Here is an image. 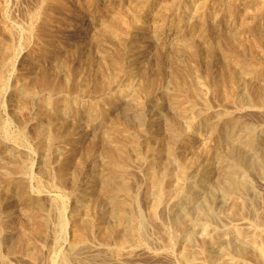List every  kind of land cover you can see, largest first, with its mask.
<instances>
[{"label": "rangeland", "instance_id": "rangeland-1", "mask_svg": "<svg viewBox=\"0 0 264 264\" xmlns=\"http://www.w3.org/2000/svg\"><path fill=\"white\" fill-rule=\"evenodd\" d=\"M64 1H66V4ZM182 1L55 0L54 2V0H0V10H3V13L0 12V70L2 71L0 76V183H4L0 185V198H2L0 200L4 201H0L2 206H0V212H2L0 213V235H2L0 237V264H62L63 262H65V260L66 264H183L181 252L183 251L182 249H185L184 247H186L187 244L185 243V240H183V238L179 236V230L174 231L177 228L173 225L175 217L180 216L185 209L183 207L184 205H182L183 203H180L181 200L175 193H172L173 197H171L172 195L170 194V196L166 195V197L168 198L165 197V208H163L162 205V207L158 209V211L160 210L162 213L160 211V213L157 212L158 216L156 215L157 217L155 219L152 218V214L149 215V213L151 212L148 208H150L152 199L149 177L152 173V170H150L152 168V161H154L155 159L156 161L157 159L160 160L156 163V168L159 172L164 170L165 166L169 167L170 169L172 168L171 170L174 173L179 172V170L182 169L181 167L185 166V161L187 159L195 162L194 168L197 171L203 166L204 161H209L207 163H209L210 166L212 165V171L209 172V175L204 182L198 180L199 177H196V173L193 176L188 177L189 180H183V182L180 180V183H182L185 187H188L187 189L193 192L194 196H198L197 201L194 202V206L197 204L195 210H198V212L203 211V213H205L206 211H212L211 213L214 214V216L210 217V219L206 218L205 216H201V218L199 219V221L202 222L203 220V222L205 221L207 223L202 222L204 224L203 225L200 222L202 226L199 224V226L196 227L195 231L193 232L195 235H193L192 244L194 248L196 247L195 249H197L198 247H202L205 244L204 241L208 243L210 241L211 235L218 237L220 236L219 238L225 241L231 240L229 239L231 238L230 233L226 231H229L228 229L234 226H239V228L243 227L247 231L250 230V232H253V230L256 229V232H254L256 234L260 233L261 236L258 240L264 246V180H262L264 179V174H256L258 173L256 171V168H259L262 164H264V108L262 107V109L254 107V103L256 102L257 97L264 98V0H220L221 2L219 0H186L187 2L184 0ZM129 2H132V4ZM132 5L134 7H137L134 8ZM48 6H50L49 10ZM222 6L225 9L222 8ZM228 12L230 14H228ZM128 13L130 14L128 15ZM3 14L5 15L3 16ZM116 15L122 17L124 16L123 18H125L129 23H127L128 27H124L125 25H123L122 27L117 25H110L113 23L112 17ZM134 19L135 22L133 21ZM102 23L106 25H103ZM11 24L13 25V27H15L13 31L15 33V37L12 33L13 27ZM176 25L180 28H178ZM81 27L85 29V34L84 36L76 38V36H78L79 32L81 31ZM112 29L114 31H112ZM119 33H123L124 35H120ZM138 36L140 37V39ZM74 38L76 39L74 40ZM109 38L111 40L113 39L112 42ZM158 38L159 40H157ZM191 41L195 46V52H193L190 47ZM187 44H189V46H187ZM36 45L38 47H36ZM6 46H9L11 48L10 52H7V50L5 52ZM56 46L59 47L57 48ZM186 46L189 48H187ZM210 48H213V50L215 51L211 52L209 50ZM122 50L125 51L123 52ZM96 51L98 54L96 53ZM99 52H101L102 54ZM159 57L161 59H159ZM10 59L13 62L10 61ZM113 59L117 61H113ZM64 60L65 62H67L65 63ZM243 60L245 63H251L252 65H254L257 72H255L254 74H250L246 71L242 72L241 70L243 69ZM111 63L114 64V66ZM158 63H161V66L157 65ZM6 64H11L12 66L10 65L9 67ZM32 64L35 65L33 66ZM176 65H178L179 67ZM27 67L29 68V70ZM53 68H55L56 70ZM202 69L204 71H202ZM260 69H262V71ZM232 72H241L242 75L240 78L235 79L234 84H232L231 86H227V92L224 89L220 90L218 87L225 86L227 80L226 78H228V76ZM100 73L102 76L100 75ZM119 73H121V75H119ZM129 74H131V76ZM48 75H50L49 78L51 80L48 78ZM114 75H116V79L108 84L106 79ZM143 75L145 76L143 77ZM164 78H166V80ZM253 78L256 80L253 81ZM176 79L180 81L179 86L175 84ZM155 80L157 83L154 85ZM23 81H25L27 84ZM22 82L23 84H21ZM31 82L33 83V85L31 84ZM195 82L196 84H194ZM7 83H9L8 86L10 85V87L6 86ZM14 83L17 85H15ZM131 83L133 85L136 84L135 86L139 85V87L140 85L150 86L152 84V87L150 86L152 93L150 92L151 94H147L143 91L139 94V91H137L135 97V95L133 94L135 93V91L129 90L127 92V95H122L124 89H127L128 85H130ZM243 83H245L246 85ZM24 85L25 87H23ZM2 86L3 89H1ZM26 86L28 88L30 87L29 90H31L29 91ZM193 87L195 88V90ZM183 88L184 91L182 90ZM180 91H183L185 94ZM201 91L204 96L202 93H200ZM49 93L50 95H48ZM81 93L83 96L81 95ZM23 94L28 95L27 100L23 99ZM142 94L144 98L141 97ZM52 97L56 98L53 99ZM16 98L18 100H16ZM105 98L109 101H107ZM145 98H148V100H146ZM185 98H187L188 100ZM76 99L78 101H76ZM128 99L130 100V103ZM21 102L23 103L22 106L24 108L21 107V109H19V106H21ZM47 102H49L50 104ZM133 102L136 103L134 104ZM139 103L140 105H138ZM146 103L147 106L145 105L144 108L143 104ZM191 106L194 107L192 112L190 109H187ZM13 107L18 108V110ZM125 107L128 109H126ZM197 107L200 109H197ZM108 108L110 109V111ZM261 109L263 111H261ZM38 111L41 113V115ZM35 112H38L39 114ZM60 113L61 115H59ZM230 114L235 115H232V117ZM201 115L204 116L202 117ZM27 116H29L30 118H28ZM41 116L42 118H40ZM173 116H175V118ZM22 117H24V119L21 120ZM34 119L36 120V122L34 121ZM21 122L22 124H19ZM42 122H44L45 125ZM45 122H48L49 124H46ZM72 122L74 125H72ZM36 128V132H42L40 135L36 132V134L33 132V129ZM55 129H58L59 135L56 138L50 137V133ZM249 129H253L252 144H247L246 142L243 143L244 137H246L250 132ZM254 129L256 130V132H254ZM134 130L136 131L134 132ZM49 131L50 133H48ZM175 131L177 132L175 133ZM242 132H244V134ZM159 133L165 134L160 135ZM183 133H185L186 136ZM254 133H256V135ZM130 134L134 136L131 137ZM33 136H36L37 139ZM165 136H168L169 140ZM138 137H140L141 139H139ZM234 138L236 139L233 140ZM111 139H113L117 144ZM110 141H113L112 145ZM127 142L132 144H128ZM149 142L151 143L149 144ZM179 142L180 146L178 145ZM160 143L161 146L164 143V147H160ZM206 143L210 146H207ZM46 144H48V146ZM136 144L138 145V147L136 148L137 150L134 148ZM119 145L125 148L120 161L122 165L125 166L122 167L123 171H117V174V172H114V169L111 168V165H113V163L111 162L112 159L109 154V149L113 146L116 147ZM148 147L151 150H149ZM203 147H206V149H204ZM226 147L231 148H228L226 150ZM240 148L242 151L240 150ZM232 149L240 151H232V153ZM17 150L18 152H16ZM181 150L183 151V153ZM228 150L232 153L231 155ZM147 151L148 153H146ZM190 152L192 154H190ZM219 153H224V155H226L227 153V155H230L225 159H227L229 167H231V169L233 168V170L237 172L235 175L236 178L240 181H249L253 186V190L247 193L244 198L237 197L236 203L232 199L224 198L221 195V189L224 182H222L219 178V164H215V162H218L217 155H219ZM236 153L239 154H237L236 156ZM12 154L14 155L8 157ZM132 154L133 156H131ZM22 155L24 159L21 157ZM127 155L130 157H128ZM16 156H18L19 158ZM238 156L241 157L239 158ZM193 157L194 159H196V161L193 159ZM204 158L207 159L205 160ZM16 160H18V162L21 160L20 163L22 165L24 164L26 169L24 167V169L19 170L20 167L14 165L16 164ZM22 160L25 162L23 163ZM163 160H165V162ZM166 162L167 164L163 166ZM61 164L63 165L64 172L66 170H69L67 172V175L65 173L64 175L60 174V170L62 168ZM241 165L244 166L242 167ZM261 167L264 168V165ZM74 168L77 169V171H75ZM108 168L109 170H107ZM248 168H250V170ZM8 169L11 170V172ZM16 169L18 170L16 171ZM251 169H254L255 171H252ZM13 170L15 173H13ZM249 171L253 172L256 178H254V175L251 172L249 173ZM56 172L58 175L56 174ZM256 175H258V177ZM65 176L68 177L66 178ZM124 176L128 179V182L130 181V185H134V189H131V191L132 193L134 192L133 196L136 197L135 199L137 201V203H135L137 205H134L135 215L139 219L142 218L143 220H145V222L147 221L146 223L149 225L147 226V231H145V233L147 232L146 236L144 235V233L143 235L135 236L134 239L128 241L127 243H131V245L126 244L127 250L125 249V251L123 252L124 254H120V257H118V255H115L112 251V249L116 247L117 239L114 238V236H110L112 237L111 239L108 237L111 230L119 229V225L121 223L120 220L122 219L121 214L122 211L125 210V208L119 203L118 204L120 206L116 203L119 202L122 197L120 195L113 196L110 193L106 192V190H102L101 182L103 180V183L105 181L108 184L110 182H112V184H122L124 182V179H126ZM8 178H11L16 186L20 184L18 188H14L15 191L11 188V193L10 191L6 192L5 186L7 184L6 182L8 181ZM127 179L125 181H127ZM214 182L215 184H213ZM177 183L178 180H175V184ZM19 188H22V192ZM21 193H23V195H25V193H28L31 200L27 202L22 200L20 197H18L19 195H21ZM9 194L11 197L9 196ZM72 194L74 196L76 194L77 197H74ZM255 194L257 195L255 196ZM250 195L251 197H249ZM5 196H7L9 199ZM38 198H41V200H39ZM241 198H243L242 201ZM36 199H38L37 203H33L32 206V202L34 200L36 202ZM38 201L43 202V204L45 205L41 204ZM169 201L172 202L170 203ZM248 202L249 204H247ZM2 203L4 206H6L4 207ZM253 203L256 207H254ZM40 204L43 209L41 207L38 208ZM86 204H90V207L88 208L89 211L86 210L87 212L85 211L84 207H82ZM22 205H24L25 207ZM28 205H31V207ZM251 205L256 208V211L255 209L250 208L252 207ZM207 206H209L210 209H206ZM51 207H54V209H52ZM75 208H78V211L74 213L73 210H77H75ZM241 208L245 210H242ZM30 209L31 211L35 210V214L33 212L31 213ZM39 209H42L43 212L41 211V214H44L47 217L44 221L42 217V219H40V214L37 213V211L40 212ZM44 209H49L45 210L48 213L45 212ZM200 209L201 211H199ZM29 212L33 214V216H30ZM88 212L89 214H87ZM249 212L254 213L251 214ZM231 213L234 214L231 215ZM6 215L7 217L5 218ZM149 216L153 219L154 222H152V219L149 220ZM8 217L11 218L8 220ZM76 218L81 223L88 222V219L90 220L89 222L92 221L93 224V229L90 230L91 232L88 231L89 235L88 233H86L87 236L85 235V239L82 241V243L76 246V250H78L79 248V250L81 249L80 251H75V247L73 243H71L73 242L72 236L75 232V229L73 228H75L74 223ZM211 218H214L215 220H211ZM209 220H211L212 222ZM34 221H40V223H38H42L43 226L39 227L38 224H36V222ZM45 222H47V224ZM156 224H158L159 226H156ZM114 225L116 226L114 227ZM160 225L163 226L160 227ZM210 229L212 231L214 229L215 234H213L214 232H212ZM215 229L217 231L220 230L219 233L217 232L219 235H217ZM251 229L253 230L251 231ZM106 230L107 232L103 233ZM4 233H7L9 236ZM173 233L177 234L179 239L176 238V235L174 239ZM204 233L208 235L205 236ZM102 236L107 238L106 241ZM88 237H90V239ZM86 238L89 240H87ZM105 242L107 245L105 244ZM128 246L130 247L128 248ZM222 246L224 248V245ZM215 254L218 255V252H215ZM246 257H243V259L246 260L245 262L247 264H264V259H257L254 256V258L251 256H249L248 258ZM202 259V261H204V264H211L207 260V258L205 259V257H203Z\"/></svg>", "mask_w": 264, "mask_h": 264}, {"label": "bare ground", "instance_id": "bare-ground-1", "mask_svg": "<svg viewBox=\"0 0 264 264\" xmlns=\"http://www.w3.org/2000/svg\"><path fill=\"white\" fill-rule=\"evenodd\" d=\"M35 1H37V0H35ZM136 1V0H135ZM148 1V0H147ZM152 1V0H151ZM154 1V0H153ZM178 2H179V0H177ZM180 1H182V0H180ZM184 1H186V0H184ZM210 1V0H209ZM220 1V0H219ZM41 2V1H40ZM54 2H55V0H54ZM65 2V4H66V1H64ZM133 2V1H132ZM132 2H129V3H131L132 4ZM138 2V1H137ZM156 2V1H155ZM158 2H160V1H158ZM183 2V1H182ZM187 2V1H186ZM186 2H184V3H186ZM199 2V1H198ZM221 2V1H220ZM244 2V1H243ZM149 3H151V2H149ZM166 3V2H165ZM170 3V2H169ZM168 3V4H169ZM192 3V2H191ZM195 3H197V2H195ZM206 3V2H205ZM217 3V2H216ZM256 3V2H255ZM2 4V3H1ZM33 4V3H32ZM42 4V3H41ZM56 4V3H55ZM128 4V3H127ZM140 4V3H139ZM188 4V3H187ZM218 4V3H217ZM248 4V3H247ZM257 4V3H256ZM49 5V4H48ZM161 5V4H160ZM170 5V4H169ZM184 5V4H183ZM191 5V4H190ZM208 5H209V3H208ZM212 5V4H211ZM242 5V4H241ZM1 6V5H0ZM37 6V5H36ZM63 6V5H62ZM133 6V5H132ZM141 6V5H140ZM143 6V5H142ZM147 6V5H146ZM175 6V5H174ZM219 6V5H218ZM239 6H240V4H239ZM247 6V5H246ZM49 7L50 6H48V10H49ZM134 7V6H133ZM137 7V6H136ZM136 7H134V8H136ZM170 7V6H169ZM168 7V8H169ZM196 7V6H195ZM221 7V6H220ZM1 8V7H0ZM36 8V7H35ZM56 8V7H55ZM155 8V7H154ZM158 8V7H157ZM165 8V7H164ZM163 8V9H164ZM172 8V7H171ZM179 8V7H178ZM193 8V7H192ZM207 8H209V7H207ZM222 8H224L223 6H222ZM236 8V7H235ZM254 8V7H253ZM256 8V7H255ZM2 9H4V8H2ZM7 9V8H6ZM54 9V8H53ZM62 9V8H61ZM91 9V8H90ZM116 9V8H115ZM123 9V8H122ZM130 9V8H129ZM162 9V8H161ZM166 9V8H165ZM189 9V8H188ZM225 9V8H224ZM238 9H240V8H238ZM238 9H236V10H238ZM245 9V8H244ZM251 9V8H250ZM39 10V9H38ZM60 10V9H59ZM144 10V9H143ZM205 10V9H204ZM223 10V9H222ZM228 10V9H227ZM3 11V10H2ZM1 10H0V12H2ZM40 11V10H39ZM38 11V12H39ZM123 11V10H122ZM139 11V10H138ZM137 11V12H138ZM148 11V10H147ZM151 11V10H150ZM149 11V12H150ZM159 11V10H158ZM173 11V10H172ZM179 11V10H178ZM189 11V10H188ZM191 11V10H190ZM253 11V10H252ZM30 12V11H29ZM32 12V11H31ZM34 12V11H33ZM48 12V11H47ZM60 12V11H59ZM135 12V11H134ZM136 12V13H137ZM152 12V11H151ZM171 12V11H170ZM175 12V11H174ZM180 12V11H179ZM178 12V13H179ZM245 12H246V10H245ZM3 13V12H2ZM50 13V12H49ZM57 13V12H56ZM61 13V12H60ZM117 13V12H116ZM154 13V12H153ZM167 13V12H166ZM206 13V12H205ZM208 13V12H207ZM52 14H54V13H52ZM130 13H128V15H129ZM174 14V13H173ZM176 14H177V12H176ZM175 14V15H176ZM202 14V13H201ZM209 14V13H208ZM228 14H230L229 12H228ZM239 14H243V13H239ZM5 14H3V16H4ZM29 15V14H28ZM46 15V14H45ZM64 15V14H63ZM107 15V14H106ZM139 15V14H138ZM141 15V14H140ZM145 15V14H144ZM185 15V14H184ZM212 15V14H211ZM245 15H247V14H245ZM55 16V15H54ZM61 16V15H60ZM110 16V15H109ZM146 16V15H145ZM160 16H162V15H160ZM171 16V15H170ZM198 16V15H197ZM205 16V15H204ZM6 17V16H5ZM28 17V16H27ZM59 17V16H58ZM105 17V16H104ZM124 17V16H123ZM122 16H119V15H116V16H113L112 17V22H110V23H112V24H110V25H113V26H120V27H122L123 25H125L124 27H128V22H127V20L125 19V18H123ZM133 17V16H132ZM142 17V16H141ZM147 17V16H146ZM172 17V16H171ZM174 17V16H173ZM231 17H232V15H231ZM253 17V16H252ZM7 18V17H6ZM31 18V17H30ZM48 18V17H47ZM78 18V17H77ZM111 18V17H110ZM109 18V19H110ZM160 18V17H159ZM163 18V17H162ZM254 18V17H253ZM2 19V18H1ZM61 19V18H60ZM89 19V18H88ZM92 19V18H91ZM137 19V18H136ZM156 19V18H155ZM198 19V18H197ZM196 19V20H197ZM248 19V18H247ZM7 20V19H6ZM81 20V19H80ZM149 20V19H148ZM164 20H166V19H164ZM189 20H191V19H189ZM234 20V19H233ZM30 21H31V19H30ZM29 21V22H30ZM134 22H135V19L133 20ZM133 21H132V23H133ZM138 21V20H137ZM152 21V20H151ZM158 21V20H157ZM160 21V20H159ZM162 21H163V19H162ZM182 21V20H181ZM98 22V21H97ZM102 22V21H101ZM100 22V23H101ZM235 22H236V20H235ZM63 23V22H62ZM105 23V22H104ZM104 23H102L103 25H106V24H104ZM128 23V24H127ZM139 23V22H138ZM149 23V22H148ZM247 23H250V22H247ZM9 24V23H8ZM101 24V25H102ZM189 24V23H188ZM6 25V24H5ZM12 25V24H11ZM54 25V24H53ZM77 25V24H76ZM96 25H99V24H96ZM100 25V26H101ZM133 25H134V23H133ZM173 25V24H172ZM136 26V25H135ZM138 26V25H137ZM177 26V25H176ZM12 27H13V25H12ZM146 27H148V26H146ZM178 27V26H177ZM14 28L15 27H13V30H12V33H13V36H14ZM59 28H60V26H59ZM74 28V27H73ZM88 28H89V26H88ZM97 28H100V27H97ZM114 28V27H113ZM119 28V27H118ZM131 28H132V26H131ZM150 28V27H149ZM154 28V27H153ZM157 28V27H156ZM162 28V27H161ZM165 28V27H164ZM178 28H180V27H178ZM35 29V28H34ZM92 29V28H91ZM106 29V28H105ZM117 29V28H116ZM115 29V30H116ZM57 30V29H56ZM72 30V29H71ZM93 30V29H92ZM101 30V29H100ZM108 30H109V28H108ZM124 30V29H123ZM126 30V29H125ZM134 30V29H133ZM157 30V29H156ZM31 31V30H30ZM29 31V32H30ZM55 31V30H54ZM60 31V30H59ZM68 31V30H67ZM74 31V30H73ZM112 31H114L113 29H112ZM120 31V30H119ZM179 31V30H178ZM34 32V31H33ZM61 32V31H60ZM85 32V29L83 28V27H81V31L79 32V34H78V36H76V38L77 37H81V36H84V33ZM97 32V31H96ZM104 32V31H103ZM117 32V31H116ZM123 32V31H122ZM153 32V31H152ZM156 32V31H155ZM184 32V31H183ZM57 33H58V31H57ZM64 33V32H63ZM129 33V32H128ZM158 33V32H157ZM94 34H96V33H94ZM102 34V33H101ZM120 34V33H119ZM118 34V35H119ZM121 34H123V33H121ZM120 34V35H121ZM126 34V33H125ZM9 35H10V33H9ZM32 35V34H31ZM48 35V34H47ZM124 35V34H123ZM130 35H131V33H130ZM158 35V34H157ZM176 35V34H175ZM174 35V36H175ZM35 36H37V35H35ZM59 36V35H58ZM65 36V35H64ZM96 36V35H95ZM101 36V35H100ZM99 36V37H100ZM110 36V35H109ZM113 36H115V35H113ZM163 36V35H162ZM15 37V36H14ZM30 37V36H29ZM75 37V36H74ZM97 37H98V35H97ZM106 37V36H105ZM105 37H104V39H105ZM118 37V36H117ZM124 37V36H123ZM139 37V36H138ZM156 37V36H155ZM173 37V36H172ZM176 37V36H175ZM68 38V37H67ZM66 38V39H67ZM76 38H74V40L76 39ZM95 38V37H94ZM163 38V37H162ZM168 38V37H167ZM16 39V38H15ZM47 39V38H46ZM110 39V38H109ZM117 39H119V38H117ZM139 39H140V37H139ZM30 40V39H29ZM99 40V39H98ZM111 40V39H110ZM113 40V39H112ZM112 40H111V42H112ZM127 40H128V37H127ZM157 40H159V38L157 39ZM259 40V39H258ZM11 41V40H10ZM13 41V40H12ZM40 41V40H39ZM51 41V40H50ZM78 41V40H77ZM103 41V40H102ZM106 41V40H105ZM117 41V40H116ZM166 41V40H165ZM32 42V41H31ZM42 42V41H41ZM40 42V43H41ZM54 42H55V40H54ZM110 42V41H109ZM233 42H234V39H233ZM35 43V42H34ZM43 43V42H42ZM168 43V42H167ZM186 43H188V42H186ZM191 43V44H190ZM189 44H190V47H191V49H192V51L193 52H195L196 51V49H195V46L192 44V41L190 42ZM45 44H47V43H45ZM53 44V43H52ZM57 44V43H56ZM128 44V43H127ZM189 44H187V46H189ZM196 44V43H195ZM262 44V43H261ZM263 44H264V42H263ZM18 45V44H17ZM55 45V44H54ZM59 45V44H58ZM98 45V44H97ZM132 45V44H131ZM42 46V45H41ZM51 46V45H50ZM95 46V45H94ZM116 46V45H115ZM128 46V45H127ZM130 46V45H129ZM186 46V47H187ZM238 46V45H237ZM36 47H38L37 45H36ZM44 47V46H43ZM47 47H49V46H47ZM55 47V46H54ZM57 47V46H56ZM59 47V46H58ZM57 47V48H58ZM99 47V46H98ZM200 47V46H199ZM210 47V46H209ZM232 47V46H231ZM249 47V46H248ZM253 47V46H252ZM52 48V47H51ZM67 48V47H66ZM95 48V47H94ZM114 48V47H113ZM187 48H189V47H187ZM233 48V47H232ZM17 49H19V48H17ZM39 49H41V48H39ZM47 49V48H46ZM102 49H104V48H102ZM129 49V48H128ZM251 49V48H250ZM254 49V48H253ZM6 50H7V52H10L11 51V48L9 47V46H6L5 47V52H6ZM55 50V49H54ZM54 50H52V51H54ZM205 50V49H204ZM211 52L212 51H215V50H213V48H210L209 49ZM217 50V49H216ZM32 51V50H31ZM64 51V50H63ZM70 51V50H69ZM106 51V50H105ZM108 51V50H107ZM110 51V50H109ZM113 51V50H112ZM123 51V50H122ZM125 51V50H124ZM123 51V52H124ZM187 51V50H186ZM189 51V50H188ZM207 51V50H206ZM19 52V51H18ZM17 52V53H18ZM41 52V51H40ZM77 52V51H76ZM88 52H89V50H88ZM3 53V52H2ZM29 53V52H28ZM27 53V54H28ZM59 53V52H58ZM70 53V52H69ZM68 53V54H69ZM87 53V52H86ZM96 53H97V51H96ZM99 53H101V52H99ZM116 53H118V52H116ZM135 53V52H134ZM198 53V52H197ZM49 54H51V53H49ZM49 54H48V56H49ZM53 54V53H52ZM71 54V53H70ZM74 54H76V53H74ZM98 54V53H97ZM102 54V53H101ZM145 54V53H144ZM78 55V54H77ZM121 55V54H120ZM123 55V54H122ZM158 55V54H157ZM199 55V54H198ZM261 55V54H260ZM83 56H85V55H83ZM177 56V55H176ZM189 56V55H188ZM193 56H196V55H193ZM240 56V55H239ZM262 56V55H261ZM264 56V55H263ZM16 57V56H15ZM28 57V56H27ZM67 57H68V55H67ZM70 57V56H69ZM76 57V56H75ZM95 57V56H94ZM93 57V58H94ZM100 57H102V56H100ZM104 57V56H103ZM107 57V56H106ZM105 57V58H106ZM126 57V56H125ZM11 58V57H10ZM14 58V57H13ZM89 58V57H88ZM88 58H86V59H88ZM111 58V57H110ZM115 58V57H114ZM118 58V57H117ZM116 58V59H117ZM157 58V57H156ZM242 58V57H241ZM12 59V58H11ZM10 59V61H12ZM33 59H34V57H33ZM69 59V58H68ZM80 59H82V58H80ZM159 59H161L160 57H159ZM159 59H157V60H159ZM176 59V58H175ZM191 59V58H190ZM197 59V58H196ZM213 59V58H212ZM37 60V59H36ZM97 60V59H96ZM119 60V59H118ZM122 60V59H121ZM129 60V59H128ZM131 60V59H130ZM245 60V59H244ZM244 60H243V62H242V66H243V69L241 70L242 72H244V71H246V72H249L250 74H254L255 72H257L256 71V67L254 66V65H252L251 63H245L244 62ZM8 61V60H7ZM9 61V62H10ZM55 61V60H54ZM69 61V60H68ZM93 61V60H92ZM98 61V60H97ZM113 61H117V60H114L113 59ZM112 61V62H113ZM180 61V60H179ZM197 61H199V60H197ZM13 62V61H12ZM28 62V61H27ZM64 62H65V60H64ZM67 62V61H66ZM65 62V63H66ZM84 62H85V60H84ZM101 62V61H100ZM102 62H103V59H102ZM193 62V61H192ZM58 63H59V61H58ZM87 63H88V61H87ZM93 63V62H92ZM106 63V62H105ZM117 63V62H116ZM121 63V62H120ZM122 63H123V61H122ZM241 63V62H240ZM7 64H8V62H7ZM6 64V65H7ZM28 64V63H27ZM35 64H36V62H35ZM34 64V65H35ZM102 64H104V63H102ZM107 64V63H106ZM105 64V65H106ZM112 64V63H111ZM161 63H158L157 65H160ZM178 64V63H177ZM229 64V63H228ZM11 65V64H10ZM10 65H7V66H9L10 67ZM33 65V64H32ZM33 65V66H34ZM51 65V64H50ZM104 65V66H105ZM113 66H114V64H112ZM111 65V66H112ZM175 65V64H174ZM197 65V64H196ZM204 65V64H203ZM202 65V66H203ZM2 66V65H1ZM12 66V65H11ZM13 66H15V65H13ZM28 66V65H27ZM31 66V65H30ZM116 66V65H115ZM117 66H119V65H117ZM123 66H124V64H123ZM128 66V65H127ZM161 66V65H160ZM176 66H178V65H176ZM233 66H235V65H233ZM5 67V66H4ZM29 67V66H28ZM27 67V68H28ZM92 67V66H91ZM156 67H158V66H156ZM179 67V66H178ZM178 67H176V68H178ZM189 67H190V65H189ZM197 67V66H196ZM205 67V66H204ZM240 67V66H239ZM1 68V67H0ZM88 68V67H87ZM98 68H100V67H98ZM102 68H104V67H102ZM116 68V67H115ZM122 68V67H121ZM124 68V67H123ZM175 68V67H174ZM184 68H187V67H184ZM230 68V67H229ZM11 69V68H10ZM46 69V68H45ZM53 69H55V68H53ZM52 69V70H53ZM57 69H58V67H57ZM76 69V68H75ZM109 69V68H108ZM117 69V68H116ZM132 69V68H131ZM158 69H161V68H158ZM233 69V68H232ZM239 69H241V68H239ZM28 70H29V68H28ZM43 70V69H42ZM56 70V69H55ZM68 70V69H67ZM79 70V69H78ZM86 70V69H85ZM92 70H93V68H92ZM96 70H97V68H96ZM106 70V69H105ZM112 70H114V69H112ZM183 70V69H182ZM188 70V69H187ZM227 70H229V69H227ZM231 70V69H230ZM234 70V69H233ZM236 70H238V69H236ZM261 71H262V69H260ZM34 71V70H33ZM74 71V70H73ZM115 71H117V70H115ZM190 71H192V70H190ZM197 71H199V70H197ZM202 71H204L203 69H202ZM1 70H0V76H1ZM11 72V71H10ZM44 72V71H43ZM54 72V71H53ZM56 72V71H55ZM80 72V71H79ZM83 72H84V70H83ZM86 72V71H85ZM88 72V71H87ZM98 72V71H97ZM123 72H125V71H123ZM168 72H169V70H168ZM192 72H194V71H192ZM260 72V71H259ZM4 73V72H3ZM12 73V72H11ZM37 73V72H36ZM46 73V72H45ZM49 73V72H48ZM78 73V72H77ZM114 73V72H113ZM112 73V74H113ZM171 73H173V72H171ZM205 73V72H204ZM42 74V73H41ZM50 74V73H49ZM80 74V73H79ZM78 74V75H79ZM92 74V73H91ZM95 74V73H94ZM106 74V73H105ZM179 74V73H178ZM188 74V73H187ZM227 74H228V72H227ZM57 75V74H56ZM67 75V74H66ZM100 75H101V73H100ZM99 75V76H100ZM119 75H121V73H119ZM130 76H131V74H129ZM169 75V74H168ZM211 75V74H210ZM225 75V74H224ZM241 75H242V73L241 72H238V73H234V72H232L229 76H228V78H226L227 80H226V84H225V86H221V87H218L220 90H226L227 89V86L229 85V86H231L232 84H234V82H235V79L236 78H240L241 77ZM49 76L50 75H48V78H49ZM95 76V75H94ZM102 76V75H101ZM108 76V75H107ZM126 76V75H125ZM145 75H143V77H144ZM149 76V75H148ZM170 76H172V75H170ZM191 76V75H190ZM194 76V75H193ZM248 76V75H247ZM10 77V76H9ZM42 77V76H41ZM57 77V76H56ZM133 77V76H132ZM147 77V76H146ZM166 77V76H165ZM192 77V76H191ZM226 77V76H225ZM11 78V77H10ZM22 78V77H21ZM28 78V77H27ZM34 78V77H33ZM67 78V77H66ZM90 78V77H89ZM105 78V77H104ZM118 78V77H117ZM124 78V77H123ZM223 78V77H222ZM243 78V77H242ZM246 78V77H245ZM3 79V78H2ZM6 79V78H5ZM4 79V80H5ZM13 79V78H12ZM50 79V78H49ZM69 79H71V78H69ZM68 79V80H69ZM74 79H76V78H74ZM81 79V78H80ZM116 79V75H114V76H111V77H109L108 79H106L107 80V83L109 84V83H111V82H113V80H115ZM127 79V78H126ZM129 79V78H128ZM131 79V78H130ZM138 79V78H137ZM147 79V78H146ZM165 80H166V78H164ZM181 79H183V78H181ZM189 79V78H188ZM187 79V80H188ZM9 80V79H8ZM35 80V79H34ZM42 80V79H41ZM51 80V79H50ZM53 80V79H52ZM55 80V79H54ZM61 80V79H60ZM66 80V79H65ZM88 80V79H87ZM92 80V79H91ZM94 80H96V79H94ZM162 80V79H161ZM224 80V79H223ZM246 80V79H245ZM254 80H256V79H254L253 78V81ZM2 81V80H1ZM7 81V80H6ZM18 81V80H17ZM29 81V80H28ZM30 81H33V80H30ZM62 81H64V80H62ZM144 81V80H143ZM147 81V80H146ZM243 81V80H242ZM5 82V81H4ZM23 82H25V81H23ZM23 82L21 83V84H23ZM37 82V81H36ZM39 82H41V81H39ZM81 82V81H80ZM85 82V81H84ZM89 82V81H88ZM166 82H168V81H166ZM183 82V81H182ZM17 83V82H16ZM26 83V82H25ZM38 83V82H37ZM43 83V82H42ZM54 83V82H53ZM58 83H60V82H58ZM69 83V82H68ZM76 83V82H75ZM97 83V82H96ZM122 83H123V81H122ZM132 83H134V82H132ZM130 84V85H128V88L127 89H124V91H123V93L122 92H120V93H122V95H127V92L130 90H133V91H135V93H133L134 95H135V97H136V92L137 91H139V94H140V92H146L147 94L148 93H150L151 92V89H150V86L152 85H150V86H146V85H140V87H139V85H137V86H135V85H133V84ZM152 83V82H151ZM157 82H156V80H155V83H154V85L156 84ZM238 83H240V82H238ZM3 84V83H2ZM8 84L9 83H7V85L6 86H8ZM15 84V83H14ZM18 84V83H17ZM17 84H15V85H17ZM20 84V85H21ZM27 84V83H26ZM25 84V85H26ZM31 84L33 85V83L31 82ZM39 84V83H38ZM44 84V83H43ZM50 84V83H49ZM71 84V83H70ZM98 84H99V82H98ZM139 84V83H138ZM141 84H142V81H141ZM163 84V83H162ZM175 84L177 85V86H179L180 85V81H178L177 79H176V81H175ZM190 84V83H189ZM194 84H196V82L194 83ZM216 84V83H215ZM242 84V83H241ZM243 84H245V83H243ZM253 84V83H252ZM252 84H251V86H252ZM261 84V83H260ZM4 85V86H5ZM14 85V86H15ZM25 85L23 86V87H25ZM35 85V84H34ZM61 85V84H60ZM59 85V86H60ZM65 85H67V84H65ZM85 85V84H84ZM88 85V84H87ZM153 85V86H154ZM158 85V84H157ZM197 85H198V83H197ZM239 85V84H238ZM246 85V84H245ZM248 85V84H247ZM13 86V87H14ZM42 86V85H41ZM46 86V85H45ZM58 86V85H57ZM56 86V87H57ZM92 86V85H91ZM167 86V85H166ZM181 86H182V84H181ZM190 86V85H189ZM188 86V87H189ZM8 87H10V85L8 86ZM18 87V86H17ZM17 87H15V88H17ZM27 87V86H26ZM32 87V86H31ZM52 87V86H51ZM70 87V86H69ZM100 87H101V85H100ZM110 87V86H109ZM152 87V86H151ZM197 87V86H196ZM202 87V86H201ZM12 88V87H11ZM14 88V89H15ZM28 88V87H27ZM27 88H25V89H27ZM30 88V87H29ZM29 88H28V90H29ZM38 88V87H37ZM36 88V89H37ZM47 88V87H46ZM50 88V87H49ZM119 88V87H118ZM156 88V87H155ZM160 88V87H159ZM159 88H157V89H159ZM194 88V87H193ZM230 88V87H229ZM234 88V87H233ZM1 89H3V86H2V88ZM5 89V88H4ZM24 89V88H23ZM82 89V88H81ZM93 89V88H92ZM96 89H97V86H96ZM153 89V88H152ZM177 89V88H176ZM191 89V88H190ZM203 89V88H202ZM254 89V88H253ZM257 89V88H256ZM255 89V90H256ZM17 90H19V89H17ZM31 90V89H30ZM29 90V91H30ZM45 90V89H44ZM183 91H184V88L182 89ZM188 90V89H187ZM194 90H195V88H194ZM233 90V89H232ZM236 90V89H235ZM259 90V89H258ZM26 91V90H25ZM52 91V90H51ZM105 91V90H104ZM120 91H122V90H120ZM156 91V90H155ZM154 91V92H155ZM161 91V90H160ZM183 91H180V92H183ZM24 92V91H23ZM41 92H43V91H41ZM157 92V91H156ZM217 92V91H216ZM220 92V91H219ZM226 92H227V90H226ZM235 92V91H234ZM234 92H233V94H234ZM22 93V92H21ZM20 93V94H21ZM53 93V92H52ZM56 93V92H55ZM61 93V92H60ZM67 93V92H66ZM152 93V92H151ZM150 93V94H151ZM184 93V92H183ZM200 93H202V91L200 92ZM221 93V92H220ZM229 93H230V91H229ZM15 94V93H14ZM27 94H28V92H27ZM27 94H23V99L24 100H27L28 99V95ZM30 94V93H29ZM42 94V93H41ZM68 94V93H67ZM87 94V93H86ZM107 94V93H106ZM131 94V93H130ZM138 94V93H137ZM145 94V93H144ZM185 94V93H184ZM197 94V93H196ZM203 94V93H202ZM48 95H50V93L48 94ZM54 95V94H53ZM62 95V94H61ZM66 95V94H65ZM81 95H82V93H81ZM133 95V96H134ZM152 95H154V94H152ZM165 95V94H164ZM163 95V96H164ZM171 95V94H170ZM218 95V94H217ZM16 96H17V94H16ZM32 96H34V95H32ZM67 96V95H66ZM71 96V95H70ZM83 96V95H82ZM90 96V95H89ZM132 96V97H133ZM140 96V95H139ZM138 96V97H139ZM149 96V95H148ZM166 96V95H165ZM203 96H204V94H203ZM49 97V96H48ZM68 97V96H67ZM66 97V98H67ZM110 97H112V96H110ZM115 97V96H114ZM141 97H143V94H142V96ZM167 97V96H166ZM206 97V96H205ZM254 97V96H253ZM15 98V97H14ZM36 98V97H35ZM37 98H39V97H37ZM53 98V97H52ZM56 98V97H55ZM55 98H53V99H55ZM76 98V97H75ZM102 98V97H101ZM107 98V97H106ZM105 98V99H106ZM144 98V97H143ZM221 98V97H220ZM229 98V97H228ZM100 99V98H99ZM130 99V98H129ZM128 99V100H129ZM139 99V98H138ZM137 99V100H138ZM141 99V98H140ZM146 99V98H145ZM152 99V98H151ZM163 99V98H162ZM185 99H187V98H185ZM197 99V98H196ZM203 99V98H202ZM222 99H226V98H222ZM16 100H18L17 98H16ZM33 100V99H32ZM101 100H103V99H101ZM107 100V99H106ZM122 100V99H121ZM127 100V101H128ZM146 100H148V98L146 99ZM167 100H168V98H167ZM188 100V99H187ZM186 100V101H187ZM204 100H206V99H204ZM31 101V100H30ZM49 101V100H48ZM54 101V100H53ZM76 101H78L77 99H76ZM94 101V100H93ZM107 101H109V100H107ZM107 101H106V103H107ZM166 101V100H165ZM18 102V101H17ZM59 102V101H58ZM104 102V101H103ZM112 102V101H111ZM110 102V103H111ZM118 102H120V101H118ZM117 102V103H118ZM125 102V101H124ZM143 102H145V101H143ZM148 102V101H147ZM152 102H154V101H152ZM211 102H212V100H211ZM22 103V102H21ZM20 103V105L21 106H19V109H21V107H23L22 105H23V103L21 104ZM47 103H49V102H47ZM51 103H53V102H51ZM62 103V102H61ZM100 103V102H99ZM102 103V102H101ZM109 103V102H108ZM122 103V102H121ZM129 103H130V100H129ZM134 103V102H133ZM136 103V102H135ZM134 103V104H135ZM158 103V102H157ZM163 103V102H162ZM161 103V104H162ZM168 103V102H167ZM176 103V102H175ZM199 103V102H198ZM202 103V102H201ZM28 104V103H27ZM50 104V103H49ZM91 104V103H90ZM119 104V103H118ZM164 104V103H163ZM162 104V105H163ZM212 104V103H211ZM14 105V104H13ZM26 105V104H25ZM56 105V104H55ZM64 105V104H63ZM67 105H68V103H67ZM102 105V104H101ZM128 105V104H127ZM138 105H140V103L138 104ZM144 105V108H145V105L147 106V103L146 104H143ZM158 105V104H157ZM192 105V104H191ZM203 105H204V103H203ZM49 106V105H48ZM124 106V105H123ZM122 106V107H123ZM195 106V105H194ZM51 107V106H50ZM77 107V106H76ZM154 107V106H153ZM177 107V106H176ZM183 107V106H182ZM254 107L256 108V107H258V108H264V98H260V97H257L256 98V102L254 103ZM13 108H16V107H13ZM24 108V107H23ZM25 108H27V107H25ZM54 108V107H53ZM96 108V107H95ZM100 108V107H99ZM126 108V107H125ZM124 108V109H125ZM133 108V107H132ZM139 108V107H138ZM159 108V107H158ZM167 108H168V106H167ZM262 108V109H263ZM17 110H18V108H16ZM32 109V108H31ZM41 109V108H40ZM65 109V108H64ZM67 109V108H66ZM94 109V108H93ZM104 109V108H103ZM109 109V108H108ZM126 109H128V108H126ZM131 109V108H130ZM134 109H135V107H134ZM142 109V108H141ZM162 109V108H161ZM187 109H190L191 110V112L193 111V109H194V107L193 106H191V107H189V108H187ZM197 109H200V108H198L197 107ZM261 109V111H263ZM5 110V109H4ZM77 110H79V109H77ZM143 110V109H142ZM196 110V109H195ZM208 110V109H207ZM255 110V109H254ZM257 110V109H256ZM15 111V110H14ZM40 111V110H39ZM38 111V112H39ZM48 111V110H47ZM50 111H51V109H50ZM52 111H54V110H52ZM65 111V110H64ZM83 111V110H82ZM97 111V110H96ZM109 111H110V109H109ZM131 111V110H130ZM182 111V110H181ZM9 112V111H8ZM18 112H20V111H18ZM26 112V111H25ZM38 112H35V113H38ZM43 112V111H42ZM46 112V111H45ZM57 112V111H56ZM63 112V111H62ZM77 112V111H76ZM135 112V111H134ZM206 112H208V111H206ZM11 113V112H10ZM15 113V112H14ZM20 113H22V112H20ZM40 113V112H39ZM38 113V114H39ZM55 113V112H54ZM190 113V112H189ZM198 113V112H197ZM230 113V112H229ZM233 113V112H232ZM2 114V113H1ZM13 114V113H12ZM30 114V113H29ZM32 114V113H31ZM34 114V113H33ZM45 114V113H44ZM77 114V113H76ZM96 114V113H95ZM209 114V113H208ZM207 114V115H208ZM22 115V114H21ZM40 115H41V113H40ZM43 115V114H42ZM59 115H61V113L59 114ZM88 115V114H87ZM92 115V114H91ZM174 115V114H173ZM183 115V114H182ZM198 115V114H197ZM212 115H213V113H212ZM231 116L232 115H235V114H230ZM20 116V115H19ZM72 116H74V115H72ZM96 116V115H95ZM95 116H94V118H95ZM190 116V115H189ZM202 116V115H201ZM204 116V115H203ZM202 116V117H203ZM237 116V115H236ZM25 117V116H24ZM24 117H22L21 118V120L22 119H24ZM28 118H30L29 116H27ZM162 117V116H161ZM174 118H175V116H173ZM201 117V118H202ZM233 117V116H232ZM19 118V117H18ZM27 118V119H28ZM40 118H42V116L40 117ZM49 118V117H48ZM75 118V117H74ZM155 118V117H154ZM153 118V119H154ZM185 118H187V117H185ZM207 118V117H206ZM80 119V118H79ZM152 119V120H153ZM183 119V118H182ZM199 119V118H198ZM1 120V119H0ZM16 120H20V119H16ZM29 120V119H28ZM32 120V119H31ZM54 120V119H53ZM65 120V119H64ZM70 120H71V118H70ZM158 120H160V119H158ZM158 120H156V121H158ZM34 121L36 122V120L34 119ZM39 121V120H38ZM47 121V120H46ZM66 121V120H65ZM69 121V120H68ZM155 121V120H154ZM196 121H198V120H196ZM203 121V120H202ZM206 121V120H205ZM229 121H230V119H229ZM27 122V121H26ZM25 122V123H26ZM162 122V121H161ZM233 122H235V121H233ZM23 123H24V120H23ZM38 123V122H37ZM40 123V122H39ZM43 124H44V122H42ZM46 123V122H45ZM48 123V122H47ZM46 123V124H47ZM59 123V122H58ZM71 123V122H70ZM164 123V122H163ZM190 123V122H189ZM188 123V124H189ZM203 123V122H202ZM225 123H228V122H225ZM232 123V122H231ZM19 124H22V122L21 123H19ZM34 124V123H33ZM49 124V123H48ZM61 124V123H60ZM154 124V123H153ZM162 124V123H161ZM165 124V123H164ZM200 124V123H199ZM224 124V123H223ZM25 125V124H24ZM31 125V124H30ZM45 125V124H44ZM72 125H74L73 124V122H72ZM71 125V126H72ZM156 125V124H155ZM203 125H205V124H203ZM233 125V124H232ZM35 126H37V125H35ZM64 126V125H63ZM199 126V125H198ZM218 126V125H217ZM227 126V125H226ZM157 127V126H156ZM219 127V126H218ZM231 127V126H230ZM161 128V127H160ZM160 128H158V129H160ZM163 128V127H162ZM210 128V127H209ZM248 128V127H247ZM32 129V128H31ZM41 129V128H40ZM119 129V128H118ZM121 129H123V128H121ZM164 129H165V127H164ZM205 129V128H204ZM34 131V133L36 132L35 130H37V128L36 129H33ZM48 130V129H47ZM114 130V129H113ZM116 130V129H115ZM127 130V129H126ZM169 130V129H168ZM186 130V129H185ZM209 130V129H208ZM223 130V129H222ZM222 130H221V132H222ZM255 130V129H254ZM119 131V130H118ZM136 130H134V132H135ZM157 131H159V130H157ZM156 131V132H157ZM162 131H164V130H162ZM206 131V130H205ZM234 131H235V129H234ZM234 131H233V133H234ZM249 134L246 136V137H244V141H243V143L244 142H246L247 144H252V141H253V129H249ZM122 132V131H121ZM121 132H120V134H121ZM154 132V131H153ZM159 132H161V131H159ZM166 132V131H165ZM177 131H175V133H176ZM185 132V131H184ZM192 132V131H191ZM208 132H210V131H208ZM207 132V133H208ZM254 132H256V130L254 131ZM36 133H38L39 135L42 133V132H36ZM35 133V134H36ZM44 133H45V131H44ZM48 133H50V131L48 132ZM127 133V132H126ZM130 133V132H129ZM139 133V132H138ZM197 133V132H196ZM199 133V132H198ZM206 133V132H205ZM220 133V132H219ZM243 134H244V132H242ZM246 133V132H245ZM248 133V132H247ZM34 134V135H35ZM51 135H50V137H53V138H56L58 135H59V131H58V129H55L53 132H51L50 133ZM116 134V133H115ZM124 134V133H123ZM128 134V133H127ZM133 134V133H132ZM137 134V133H136ZM135 134V135H136ZM148 134H150V133H148ZM154 134V133H153ZM157 134V133H156ZM160 135H162V134H165V133H159ZM181 134V133H180ZM183 134H185V133H183ZM182 134V135H183ZM210 134V133H209ZM232 134V133H231ZM230 134V135H231ZM255 135H256V133H254ZM118 135V134H117ZM131 135V134H130ZM200 135V134H199ZM217 135H218V133H217ZM229 135V136H230ZM240 135V134H239ZM239 135H238V137H239ZM254 135V136H255ZM120 136V135H119ZM124 136H126V135H124ZM132 136H134V135H131V137ZM185 136H186V134H185ZM184 136V137H185ZM232 136V135H231ZM241 136V135H240ZM33 137H35L36 138V136H33ZM38 137V136H37ZM40 137V136H39ZM141 137V136H140ZM140 137H138L139 139H141ZM162 137V136H161ZM166 137V136H165ZM173 137V136H172ZM129 138V137H128ZM163 138V137H162ZM167 139H168V136L166 137ZM178 138V137H177ZM208 138V137H207ZM207 138H206V140H207ZM217 138V137H216ZM37 139V138H36ZM131 139V138H130ZM133 139V138H132ZM176 139V138H175ZM185 139V138H184ZM209 139H210V136H209ZM232 139V138H231ZM230 139V140H231ZM236 138H234L233 140H235ZM39 140V139H38ZM111 140H113V139H111ZM116 140V139H115ZM120 140V139H119ZM150 140V139H149ZM160 140V139H159ZM169 140V139H168ZM179 140V139H178ZM213 140V139H212ZM217 140V139H216ZM255 140V139H254ZM51 141H53V140H51ZM114 141V140H113ZM113 141L111 142V145H112V143H113ZM214 141V140H213ZM241 141H242V139H241ZM1 142V141H0ZM3 142V141H2ZM49 142V141H48ZM115 142V141H114ZM140 142V141H139ZM138 142V143H139ZM145 142V141H144ZM166 142V141H165ZM183 142H184V140H183ZM207 142V141H206ZM208 142H210V141H208ZM53 143V142H52ZM116 143V142H115ZM128 143V142H127ZM137 143V144H138ZM151 142H149V144H150ZM158 143V142H157ZM171 143V142H170ZM186 143V142H185ZM234 143V142H233ZM240 143V142H239ZM239 143H236V144H239ZM43 144V143H42ZM45 144V143H44ZM49 144V143H48ZM48 144H46L47 146H48ZM117 144V143H116ZM128 144H132V143H128ZM135 145V149L138 147V145ZM145 144V143H144ZM156 144V143H155ZM180 144V142L178 143V145ZM187 144V143H186ZM213 144V143H212ZM2 145V144H1ZM52 145V144H51ZM121 145V144H120ZM116 146V147H111L110 149H109V154H110V157H111V159H112V163H113V165H111V164H109V165H111V168L112 169H114V172H117V171H123L122 170V167H124L123 165H122V163L120 162L121 161V156L123 155V151H124V149L125 148H123V146ZM140 145V144H139ZM163 145H164V143H163ZM162 145V146H163ZM189 145V144H188ZM206 145H207V143H206ZM209 145V144H208ZM207 145V146H208ZM7 146V145H6ZM150 146V145H149ZM160 147H162L161 146V143H160V145H159ZM177 146V145H176ZM180 146V145H179ZM206 146V147H207ZM210 146V145H209ZM211 146H213V145H211ZM240 146H242V145H240ZM45 147V146H44ZM52 147V146H51ZM107 147V146H106ZM129 147V146H128ZM132 147V146H131ZM144 147V146H143ZM151 147V146H150ZM164 147V146H163ZM169 147V146H168ZM167 147V148H168ZM182 147V146H181ZM180 147V148H181ZM189 147V146H188ZM206 147L204 148V149H206ZM248 147V146H247ZM139 148H141V147H139ZM149 148V147H148ZM165 148H166V145H165ZM176 148V147H175ZM194 148V147H193ZM215 148V147H214ZM228 148H231V147H228ZM227 147H226V150L228 149ZM234 148V147H233ZM47 149H49V148H47ZM155 149V148H154ZM178 149V148H177ZM248 149V148H247ZM3 150V149H2ZM19 150V149H18ZM18 150L16 151V152H18ZM127 150H129V149H127ZM132 150V149H131ZM137 150V149H136ZM142 150V149H141ZM147 150V149H146ZM149 150H151L150 148H149ZM157 150V149H156ZM209 150V149H208ZM220 150V149H219ZM230 150V149H229ZM228 150V151H229ZM240 150H241V148H240ZM240 150H234V149H232L231 150V152L232 151H240ZM145 151V150H144ZM158 151H159V149H158ZM166 151V150H165ZM169 151V150H168ZM176 151V150H175ZM182 151V150H181ZM190 151V150H189ZM216 151H218V150H216ZM242 151V150H241ZM13 152V151H12ZM22 152V151H21ZM61 152V151H60ZM75 152V151H74ZM107 152H108V150H107ZM130 152V151H129ZM211 152V151H210ZM230 151H229V153H230V155L233 153H231ZM20 153V152H19ZM133 153V152H132ZM146 153H148V151L146 152ZM153 153V152H152ZM154 153H156V152H154ZM182 153H183V151H182ZM225 153V152H224ZM224 153L223 154H221V153H219V155H217V160H218V162H215V164H219L218 166H219V169H220V180L222 181V182H224V184H223V187H222V189H221V195H222V197H224V198H229V199H232L233 201H235V203H236V198L237 197H245L246 196V194L247 193H249V192H251L252 190H253V186H252V184L249 182V181H240V180H238L237 178H236V173L237 172H235V170H233V168L231 169V167H229V164H228V162H227V159H225L227 156H230V155H227V153H226V155H224ZM228 153V154H229ZM15 154H17V153H15ZM21 154V153H20ZM24 154V153H23ZM65 154V153H64ZM125 154V153H124ZM128 154H130V153H128ZM135 154V153H134ZM138 154V153H137ZM185 154H186V152H185ZM190 154H192L191 152H190ZM205 154V153H204ZM237 154H239V153H236V156H237ZM14 154H12V155H10V156H8V157H11V156H13ZM141 155V154H140ZM143 155V154H142ZM152 155H154V154H152ZM166 155V154H165ZM71 156H72V154H71ZM128 156V155H127ZM131 156H133V154L131 155ZM194 156V155H193ZM16 157H18V156H16ZM23 159H24V157H23V155L21 156ZM29 157V156H28ZM128 157H130V156H128ZM148 157V156H147ZM151 157V156H150ZM155 157H156V155H155ZM163 157V156H162ZM190 157V156H189ZM195 157V156H194ZM194 157H193V159H194ZM199 157V156H198ZM203 157V156H202ZM201 157V158H202ZM233 157V156H232ZM239 157V156H238ZM241 157V156H240ZM239 157V158H240ZM13 158V157H12ZM19 158V157H18ZM164 158V157H163ZM196 158V157H195ZM208 158V157H207ZM206 158V159H207ZM228 158V157H227ZM14 159V158H13ZM13 159H11V160H13ZM16 159V158H15ZM21 159V158H20ZM25 159H28V158H25ZM126 159H127V157H126ZM145 159V158H144ZM205 159V158H204ZM205 159V160H206ZM212 159V158H211ZM230 159V158H229ZM65 160V159H64ZM75 160H76V158H75ZM110 160V159H109ZM125 160V159H124ZM147 160V159H146ZM149 160V159H148ZM152 160V159H151ZM167 160V159H166ZM195 161H196V159H194ZM198 160V159H197ZM21 161V160H20ZM20 161L18 162V160H16V164H14V165H17V166H19L20 167V169L19 170H21V169H24V167H25V165L23 164H21L20 163ZM23 161V160H22ZM127 161V160H126ZM158 161H160V160H158L157 159V161H156V159L154 160V161H152V168L150 169V170H152V173H151V175H150V177H149V185H150V191H151V197H152V199H151V205H150V208H148L149 210H150V212L151 213H149V215H151L152 214V218L153 219H155L158 215H157V212H159L158 211V209L159 208H161L162 207V205H163V208H165L164 207V203H165V197H166V195H172L171 197H173V194L175 193L177 196H178V198L181 200V204L182 205H184L183 207L185 208L184 209V212H182V214L180 215V216H177V217H175V219H174V226H176V228L177 229H175L174 231H176V230H179V236L181 237V238H183V240H185V243L187 244L186 245V247H184L185 249H182L183 251L181 252L182 254V263L183 264H204L203 262L204 261H202L203 259V257H205V259L207 258V260L211 263V264H224V263H228V264H247L245 261L246 260H244L243 259V257L245 258L246 256V258H248L249 256H251V257H255V258H257V259H261V260H263L264 259V246H263V244H261L260 242H259V240L258 239H260V233L259 234H256L255 232V230H253V229H251V231L253 230V232H250V230L249 231H247L246 229H244L243 227H240L239 228V226L238 227H235L234 225V227H232V228H230V229H228L229 231H226V232H229L230 233V237L231 238H229V239H231V240H227V241H225V240H222L221 238H219L218 236H212L211 235V237H210V241L208 242V243H206V241H204L205 242V244L202 246V247H198L197 249H195L194 248V246H193V244H192V241H193V235H195L193 232L195 231V229H196V227H198L199 226V224L201 225V223L203 222V220H202V222L201 221H199V219L201 218V216H205L206 218H209L210 219V217H212V216H214V214H212L210 211H206L205 213H203V211H201V209L199 210V211H201V212H198V210L196 211L195 210V207H196V205L194 206V202L195 201H197V197L198 196H194V194H193V192H191V191H189V189H187L188 187H185L182 183H180L181 181L183 182V180H187L188 179V177H190V176H193L195 173L197 174V178H198V180L199 181H201V182H204L206 179H207V176L209 175V172H211L212 171V165L210 166V164L209 163H207V162H209V161H204V162H206V163H204L203 162V166L197 171V170H195V168H194V165H195V162L194 161H192V160H189V159H187L186 161H185V166L184 167H181L182 169L181 170H179V172H176V173H174V172H172V168L170 169L169 167H167V166H165V164H167V162L166 163H164V165L163 166H165V168H164V170H162L161 172H159L158 170H157V168H156V163L158 162ZM164 162H165V160H163ZM215 161V160H214ZM230 161V160H229ZM25 161H23V163H24ZM28 162H29V160H28ZM110 162V161H109ZM128 162V161H127ZM231 162V161H230ZM172 163V162H171ZM236 163V162H235ZM234 163V164H235ZM259 163V162H258ZM258 163H257V165H258ZM1 164V163H0ZM31 164V163H30ZM64 164V163H63ZM244 164V163H243ZM253 164V163H252ZM62 165V164H61ZM66 165V164H65ZM79 165V164H78ZM150 165H151V163H150ZM158 165V164H157ZM170 165V164H169ZM168 165V166H169ZM237 165V164H236ZM260 165H261V163H260ZM259 165V166H260ZM264 164H262L261 166H263ZM2 166V165H1ZM232 166V165H231ZM234 166V165H233ZM238 166V165H237ZM242 167L244 166V165H241ZM259 167V168H256V171L258 172V173H256V174H264L263 173V167ZM9 167H11V166H9ZM13 167V166H12ZM30 167V166H29ZM58 167V166H57ZM128 167V166H127ZM256 167V166H255ZM67 168V167H66ZM77 168V167H76ZM80 168V167H79ZM161 168H162V166H161ZM247 168V167H246ZM245 168V169H246ZM18 169H16V171L18 170ZM25 169H26V167H25ZM68 169V168H67ZM124 169V168H123ZM125 169H128V168H125ZM238 169H240V168H238ZM249 170H250V168H248ZM9 170V169H8ZM28 170V169H27ZM32 170V169H31ZM74 170L75 171H77V169H75L74 168ZM73 170V171H74ZM107 170H109V168L107 169ZM236 170H237V167H236ZM242 170H243V168H242ZM252 171H255L254 169H251ZM10 172H11V170H9ZM33 171V170H32ZM57 171H59V170H57ZM69 171V170H68ZM67 170L64 172V169H63V165H62V168H61V170H60V174L61 175H64V173L67 175V172H68ZM74 171V172H75ZM6 172H7V170H6ZM10 172H9V174H10ZM73 172V173H74ZM113 172V173H114ZM124 172H128V171H124ZM251 171H249V173H250ZM13 173H15L14 172V170H13ZM76 173V172H75ZM123 173V172H122ZM253 175H254V178H256L255 177V174L253 173V172H251ZM44 174H46V173H44ZM56 174H57V172H56ZM69 174H71V173H69ZM68 174V175H69ZM77 174V173H76ZM76 174H73V175H76ZM117 174H118V172H117ZM124 174V173H123ZM128 174V173H127ZM24 175V174H23ZM58 175V174H57ZM115 175V174H114ZM129 175V174H128ZM249 175V174H248ZM8 176V175H7ZM12 176H14V175H12ZM22 176V175H21ZM109 176V175H108ZM122 176V175H121ZM257 177H258V175H256ZM52 177V176H51ZM66 177V176H65ZM68 177V176H67ZM66 177V178H67ZM125 177V176H124ZM123 177V178H124ZM147 177V176H146ZM211 177V176H210ZM209 177V178H210ZM217 177V176H216ZM61 178V177H60ZM70 178H71V176H70ZM101 178V177H100ZM113 178V177H112ZM126 178V177H125ZM208 178V179H209ZM263 178V177H262ZM261 178V179H262ZM127 179V178H126ZM126 179H124V182L122 183V184H120V183H118V184H116V183H113L112 184V182H110L109 184L107 183V182H105L104 181V183H103V180H102V182H101V189L103 190H106V192H108V193H110L111 195H113V196H115V195H120L121 197H122V199H120L119 200V202H116L117 203V205H122L124 208H125V210L124 211H122V214H121V217H122V219L120 220L121 221V223H120V225H119V229H113V230H109L110 232H109V237L108 238H112V237H110V236H114V238H116L117 240H116V247L114 248V249H112V251H113V253L115 254V255H118V257H120V254H124L123 252L125 251V249L127 248V245L126 244H130L131 245V243H127L128 241H130V240H132V239H134V237L135 236H138V235H143L144 233H145V231H147L146 229H147V226L149 225V224H147L146 222H145V220H143L142 218V220L141 219H139L136 215H135V213H134V205H137V204H135V203H137V201H136V197H134L133 196V194H134V192L132 193V191H131V189H134V185L132 184V185H130L129 184V182H128V179H127V181H125ZM194 179V178H193ZM211 179V178H210ZM217 179V178H216ZM8 181L6 182L7 184H6V192H9L10 190H11V188L14 190V188L15 187H19V185L18 186H16L15 185V183L13 182V180L11 179V178H8L7 179ZM19 180V179H18ZM106 180V179H105ZM175 180L177 181L178 180V183L177 184H175ZM181 180V181H180ZM189 180V179H188ZM218 180V179H217ZM260 180V179H259ZM262 180H264V179H262ZM74 181V180H73ZM87 181V180H86ZM91 181H93V180H91ZM91 181H90V183H91ZM146 181V180H145ZM209 181V180H208ZM216 181V180H215ZM252 181V180H251ZM253 181H254V179H253ZM132 182V181H131ZM188 182V181H187ZM190 182V181H189ZM3 183V182H2ZM2 183H0V185L2 184ZM95 183V182H94ZM134 183V182H133ZM197 183V182H196ZM4 184V183H3ZM57 184H58V182H57ZM71 184V183H70ZM70 184H68V185H70ZM89 184V183H88ZM147 184H148V181H147ZM213 184H215V182L213 183ZM15 185V186H14ZM23 185H24V183H23ZM95 186V185H94ZM94 186H93V188H94ZM204 186V185H203ZM21 187V186H20ZM91 187V186H90ZM211 187V186H210ZM216 187V186H215ZM255 187V186H254ZM73 188V187H72ZM96 188V187H95ZM148 188H149V186H148ZM191 188V187H190ZM220 188V187H219ZM218 188V189H219ZM20 189V188H19ZM22 189V188H21ZM20 189V190H21ZM24 189V188H23ZM192 189V188H191ZM190 189V190H191ZM25 190V189H24ZM149 190V189H148ZM197 190V189H196ZM15 191V190H14ZM19 191V190H18ZM91 191V190H90ZM97 191H98V188H97ZM149 191V192H150ZM194 191V190H193ZM21 192H22V190H21ZM10 193H11V191H10ZM18 193V192H17ZM24 193V192H23ZM23 193H21V195H19L18 197H20L22 200H24V201H30L31 199H30V197H29V194L27 193H25V195H23ZM75 193V192H74ZM94 193V192H93ZM92 193V194H93ZM173 193V194H172ZM211 194V193H210ZM73 195V194H72ZM169 195V196H170ZM257 194H255V196H256ZM8 196V195H7ZM7 196H5L6 198H8L9 196H10V194H9V196L7 197ZM30 196H31V193H30ZM74 196V195H73ZM96 196V195H95ZM94 196V197H95ZM137 196V195H136ZM148 196H150V195H148ZM11 197V196H10ZM35 197V196H34ZM74 197H77L76 196V194H75V196ZM106 197H107V195H106ZM249 197H251V195L249 196ZM248 197V198H249ZM253 197V196H252ZM19 198V199H20ZM37 198V197H36ZM90 198H92V197H90ZM166 198H168V197H166ZM170 198V197H169ZM243 198H241V201H242V199ZM0 199H2V198H0ZM9 199V198H8ZM39 200H41V198H38ZM38 199H36V202H35V200L32 202V206H33V203L35 204V203H37V200ZM77 199V198H76ZM201 199V198H200ZM250 199V198H249ZM255 199V198H254ZM12 200V199H11ZM11 200H9V201H11ZM45 200V199H44ZM94 200H95V198H94ZM171 200H172V198H171ZM226 200V199H225ZM251 200V199H250ZM1 201V200H0ZM3 201V200H2ZM1 201V202H2ZM14 201V200H13ZM51 201H53V200H51ZM51 201H50V203H51ZM77 201V200H76ZM89 201H90V199H89ZM240 201V200H239ZM238 201V202H239ZM1 202H0V206H1ZM4 202V201H3ZM38 202H40L41 204H43V202H41V201H38ZM46 202V201H45ZM168 202V201H167ZM170 203L172 202V201H169ZM9 203V202H8ZM23 203V202H22ZM29 203V202H28ZM54 203V202H53ZM119 203V204H118ZM41 204H40V206L38 207V208H40L41 207ZM199 204V203H198ZM241 204V203H240ZM247 204H249V202L247 203ZM254 204V203H253ZM252 204V205H253ZM2 205H3V203H2ZM9 205V204H8ZM11 205V204H10ZM43 205H45V204H43ZM54 205V204H53ZM119 205V206H120ZM251 205V206H252ZM4 206V205H3ZM6 206V205H5ZM4 206V207H5ZM12 206V205H11ZM22 206H24V205H22ZM28 206H30L31 207V205H28ZM51 206H52V204H51ZM57 206V205H56ZM165 206H166V203H165ZM243 206V205H242ZM2 207V206H1ZM25 207V206H24ZM46 207V206H45ZM74 207V206H73ZM82 207H84V209H85V211L86 210H88V208L90 207V204H86L85 206H82ZM118 207V206H117ZM254 207H256L255 206V204H254ZM253 206L252 207H250V208H252V209H255V211H256V208H254ZM26 208H27V205H26ZM36 208V207H35ZM42 208V207H41ZM47 208V207H46ZM52 209H54V207H51ZM50 208V209H51ZM137 208V207H136ZM135 208V209H136ZM162 208V209H163ZM199 208H201V207H199ZM207 208H209V206H207L206 207V209ZM234 208V207H233ZM239 208V207H238ZM237 208V209H238ZM24 209V208H23ZM32 209V208H31ZM31 209H30V211H31ZM43 209V208H42ZM42 209L40 210V212H38L37 211V213H39L40 214V219H42L43 218V221L47 218L44 214H41V211H42ZM51 209V210H52ZM74 209V208H73ZM77 209V210H76ZM139 209V208H138ZM203 209V208H202ZM210 209V208H209ZM237 209H235V210H237ZM240 209V208H239ZM242 210H245V209H243V208H241ZM246 209H247V207H246ZM3 210V209H2ZM10 210H12V209H10ZM9 210V211H10ZM29 210V209H28ZM45 210H49V209H44V211ZM75 210L76 211H74L73 210V212L75 213V212H77L78 211V208H75ZM164 210V209H163ZM230 210H232V209H230ZM234 210V211H235ZM8 211V210H7ZM34 211L35 210H32L31 211V213L33 212L34 213ZM54 211V210H53ZM83 211V210H82ZM89 211V210H88ZM215 211V210H214ZM248 211V210H247ZM254 211V212H255ZM43 212V211H42ZM45 212H47V211H45ZM52 212V211H51ZM84 212V211H83ZM87 212V211H86ZM161 212V211H160ZM159 212V213H160ZM233 212V211H232ZM244 212V211H243ZM254 212H252V213H254ZM0 213H2V212H0ZM22 213V212H21ZM30 212H29V214H30V216H33V214H31ZM48 213V212H47ZM47 213H46V215H47ZM61 213V212H60ZM158 213V214H159ZM162 213V212H161ZM215 213V212H214ZM249 213H251V212H249ZM251 213V214H252ZM35 214V213H34ZM87 214H89V212L87 213ZM137 214V213H136ZM139 214V213H138ZM229 214V213H228ZM232 214H234V213H231V215ZM237 214H239V213H237ZM5 215V214H4ZM9 215V214H8ZM38 215V214H37ZM52 215V214H51ZM54 215V214H53ZM148 215V214H147ZM157 215V216H156ZM231 215H228V216H231ZM236 215V214H235ZM0 216H1V214H0ZM49 216V215H48ZM140 216H141V214H140ZM163 216V215H162ZM240 216V215H239ZM256 216V215H255ZM3 217V216H2ZM7 217V215L5 216V218ZM42 217V218H41ZM50 217V216H49ZM150 217V216H149ZM259 217V216H258ZM1 218V217H0ZM4 218V217H3ZM2 218V219H3ZM11 218V217H10ZM9 217L7 218L8 220L10 219ZM30 218V217H29ZM34 218V217H33ZM32 218V219H33ZM75 218V217H74ZM151 217L149 218V220L150 219H152ZM38 219H39V216H38ZM120 219V218H119ZM153 219H152V222H154L153 221ZM161 219V218H160ZM212 219H214V218H211V220ZM242 219V218H241ZM148 220V219H147ZM163 220V219H162ZM206 220V219H205ZM211 220H209V221H211ZM215 220V219H214ZM87 221L88 222H85V223H81V222H79L78 221V219L76 218V220H75V223H74V227L75 228H73V229H75V232H74V235L72 236L73 237V242H71V243H73V245H74V249H75V251H80L79 250V248H78V250H76V246L77 245H79L80 243H82V241L85 239V235H86V233H88V231H90L91 229H93V224H92V221L91 222H89L90 220H88L87 219ZM157 221V220H156ZM156 221H155V223H156ZM34 222H36V224H38V226L39 227H41V226H43V224L41 223V224H39L40 223V221H34ZM49 222V221H48ZM151 222V221H150ZM150 222H148V223H150ZM201 222V223H200ZM205 222V221H204ZM203 222V223H204ZM212 222V221H211ZM44 223V222H43ZM46 224H47V222H45ZM50 223V222H49ZM48 223V224H49ZM202 223V224H203ZM205 223H207V222H205ZM117 224H119V223H117ZM116 224V225H117ZM34 225V224H33ZM116 225H114V227L116 226ZM153 225V224H152ZM172 225V226H173ZM204 225V224H203ZM4 226H7V225H4ZM29 226V225H28ZM37 226V225H36ZM37 226V227H38ZM46 226V225H45ZM49 226V225H48ZM48 226H47V228H48ZM112 226V225H111ZM156 226H159L158 224H156ZM161 226H163V225H160V227ZM202 226V225H201ZM206 226H207V224H206ZM27 227V226H26ZM37 227H36V229H37ZM50 227H51V224H50ZM97 227V226H96ZM113 227V228H114ZM209 227V226H208ZM228 227V226H227ZM154 228V227H153ZM175 228V227H174ZM173 228V229H174ZM202 228V227H201ZM207 228V227H206ZM243 228V229H242ZM6 229H7V227H6ZM5 229V230H6ZM40 229H42V228H40ZM73 229H72V232H73ZM110 229H111V227H110ZM162 229V228H161ZM166 229V228H165ZM203 229V228H202ZM205 229V228H204ZM249 229V228H248ZM4 230V229H3ZM198 230V229H197ZM209 230V229H208ZM211 230V229H210ZM246 230V231H245ZM8 231V230H7ZM199 231V230H198ZM212 231V230H211ZM210 231V232H211ZM215 231H216V233L218 232L219 233V231H217L216 229H215ZM255 231V232H254ZM260 231V230H259ZM36 232V231H35ZM91 232V231H90ZM107 232V230L106 231H104L103 233H106ZM171 232V231H170ZM212 232H214V229H213V231ZM7 233H9V232H7ZM7 233H4V234H6V235H8ZM40 233V232H39ZM100 233V232H99ZM102 233V234H103ZM147 233V232H146ZM146 233L144 234L145 236H146ZM176 233V232H175ZM202 233V232H201ZM217 233V235H219ZM11 234V233H10ZM205 234V236L206 235H208V234H206V233H204ZM211 234V233H210ZM213 234H215V232L213 233ZM224 234V233H223ZM226 234V233H225ZM88 235H89V233H88ZM92 235V234H91ZM90 235V236H91ZM173 238L175 239V235L177 236V234H174L173 233ZM227 235V234H226ZM258 235H259V237H258ZM2 235H0V237H1ZM9 236V235H8ZM87 236V235H86ZM102 237H104V236H102ZM196 237V236H195ZM4 238V237H3ZM89 239H90V237H88ZM105 238V239H104ZM103 239L106 241V237H104ZM176 238H178V236L176 237ZM203 238V237H202ZM224 238V237H223ZM6 239H7V236H6ZM5 239V240H6ZM87 239V238H86ZM89 239H87V240H89ZM102 239V240H103ZM109 239V240H110ZM136 239V238H135ZM179 239V238H178ZM226 239H227V237H226ZM72 240V239H71ZM103 240V241H104ZM114 240V239H113ZM195 240V239H194ZM23 241V240H22ZM112 241V240H111ZM138 241V240H137ZM208 241V240H207ZM110 242V241H109ZM201 242V241H200ZM226 242V243H225ZM86 243V242H85ZM185 243H184V245H185ZM31 244V243H30ZM104 244V243H103ZM105 244H106V242H105ZM104 244V245H105ZM84 245V244H83ZM107 245V244H106ZM222 245H224V248H223V246ZM87 246V245H86ZM221 246H222V248H221ZM108 247V246H107ZM130 246H128V248H129ZM84 248H85V246H84ZM9 249V248H8ZM14 249V248H13ZM73 249V250H74ZM111 250V249H110ZM127 250V249H126ZM221 250V251H220ZM215 252L217 253L218 252V255H216L215 254ZM35 253V252H34ZM73 253V252H72ZM77 253V252H76ZM7 255V254H6ZM66 255V254H65ZM69 255V254H68ZM253 255V256H252ZM250 257V258H251ZM253 257V258H254ZM4 258V257H3ZM67 258H69V257H67ZM64 259H66V258H64ZM3 261V260H2ZM62 261H64V260H62ZM207 261V262H208ZM65 262H66V260H65ZM65 262H63L62 264H66ZM70 262V261H69ZM68 262V263H69ZM208 262V263H209ZM261 263V262H260Z\"/></svg>", "mask_w": 264, "mask_h": 264}]
</instances>
